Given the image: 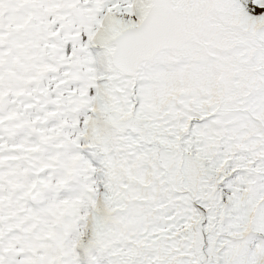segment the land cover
<instances>
[{"label": "snow or ice", "instance_id": "1", "mask_svg": "<svg viewBox=\"0 0 264 264\" xmlns=\"http://www.w3.org/2000/svg\"><path fill=\"white\" fill-rule=\"evenodd\" d=\"M0 264H264V0H0Z\"/></svg>", "mask_w": 264, "mask_h": 264}]
</instances>
